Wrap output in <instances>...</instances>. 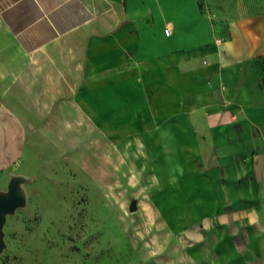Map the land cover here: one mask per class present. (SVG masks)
Returning <instances> with one entry per match:
<instances>
[{
    "label": "crops",
    "instance_id": "obj_1",
    "mask_svg": "<svg viewBox=\"0 0 264 264\" xmlns=\"http://www.w3.org/2000/svg\"><path fill=\"white\" fill-rule=\"evenodd\" d=\"M76 117L140 181L138 243L264 264V0H0V177Z\"/></svg>",
    "mask_w": 264,
    "mask_h": 264
},
{
    "label": "rangeland",
    "instance_id": "obj_2",
    "mask_svg": "<svg viewBox=\"0 0 264 264\" xmlns=\"http://www.w3.org/2000/svg\"><path fill=\"white\" fill-rule=\"evenodd\" d=\"M58 121L59 132L27 135L23 158L0 177V192L20 178L27 199L7 215L0 264H183L178 246L133 238L146 215L132 202L147 199L137 177H120L90 121Z\"/></svg>",
    "mask_w": 264,
    "mask_h": 264
},
{
    "label": "water",
    "instance_id": "obj_3",
    "mask_svg": "<svg viewBox=\"0 0 264 264\" xmlns=\"http://www.w3.org/2000/svg\"><path fill=\"white\" fill-rule=\"evenodd\" d=\"M21 179L14 178L10 181L8 185L7 192H0V252H2L5 247V233L4 225L6 223L7 215L12 214L18 209L26 204L27 199L24 192L20 188ZM136 209V202L131 205V210Z\"/></svg>",
    "mask_w": 264,
    "mask_h": 264
}]
</instances>
